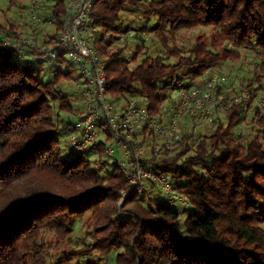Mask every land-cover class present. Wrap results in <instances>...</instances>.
<instances>
[{
    "label": "trees",
    "instance_id": "obj_1",
    "mask_svg": "<svg viewBox=\"0 0 264 264\" xmlns=\"http://www.w3.org/2000/svg\"><path fill=\"white\" fill-rule=\"evenodd\" d=\"M20 1L9 0V5ZM67 2L53 0L49 8L48 20L58 32ZM142 6L155 21L134 29L152 32L164 52H146L132 67L139 45L128 58L127 46H113L114 36L106 34L128 31L122 14H139ZM93 15L94 44L103 55L112 98L141 96L150 114L161 116L168 89L190 84L223 59L242 58L230 45L255 49L259 62L247 87L259 91L253 80L264 76V0H95ZM201 27H211L214 36L199 33L186 52L175 39L171 42L177 32ZM12 30L13 23L0 22V31L10 35ZM57 35L44 43L55 45ZM42 71L0 38V264H48L47 231L58 243L69 242L74 220L87 214L94 220L93 235L90 242L83 239L82 247H72V256L99 250L113 254L109 264H264V113L243 116L233 106L224 117L216 116L209 134L194 137L186 131L180 150L165 149L171 163L160 165L156 159L157 169L172 173L188 194L191 208L182 222L183 212L160 199L154 185L144 192L130 190L122 170L111 171L107 162L92 159L89 153L104 152L103 147L70 159L62 156L59 138L71 122L64 126L54 108L58 101L73 111L71 95L59 87L73 72L52 65L53 78L45 81ZM246 117L255 133L243 143L235 127ZM128 191L121 205L134 215L118 212Z\"/></svg>",
    "mask_w": 264,
    "mask_h": 264
},
{
    "label": "built area",
    "instance_id": "obj_2",
    "mask_svg": "<svg viewBox=\"0 0 264 264\" xmlns=\"http://www.w3.org/2000/svg\"><path fill=\"white\" fill-rule=\"evenodd\" d=\"M47 1H31L28 10L33 13V18L39 8L46 7ZM94 3L95 0H69L66 18L55 45L44 47L40 55L36 54L38 58L35 54L32 56L55 67L61 64L58 60L62 59L78 70L75 83L83 109L69 133L68 146L75 155L95 145L103 147L111 164L125 174L130 188L144 192L148 185H154L167 202L187 208L191 205L188 195L177 187L173 174L157 169L156 159L161 156V150L181 143V136L186 130L193 132L189 129L191 121L215 125L217 111L238 106L243 116L256 110L264 113V95L245 87L229 96L218 95V85L221 81H228L229 77L214 73L203 85L193 80L190 84L183 82L178 85L175 88L178 100L167 109L168 119L150 114L146 100L141 101L132 95L112 98L107 90L104 58L94 44L98 29L97 18L93 15ZM120 34L122 39L137 34L148 35L147 31H136L134 28ZM12 44L22 56L24 47H29L30 42L18 39ZM120 100L126 103L118 104ZM149 136L161 141L159 144L152 143L150 151L145 147ZM117 151L121 159L116 157Z\"/></svg>",
    "mask_w": 264,
    "mask_h": 264
},
{
    "label": "rangeland",
    "instance_id": "obj_3",
    "mask_svg": "<svg viewBox=\"0 0 264 264\" xmlns=\"http://www.w3.org/2000/svg\"><path fill=\"white\" fill-rule=\"evenodd\" d=\"M32 0H21L19 3H16V5H9V0H0V22L3 26L7 25L8 22L13 23V32L9 35L8 33H3L0 31V38L3 39L4 44L8 42H15V40L18 39H26L28 42H30L29 47H24V53H22V57L33 59V61L37 62V67H41L43 69L42 76L45 81L51 80L53 78L54 73L48 72V69L50 67V63L44 62V61H37L36 58H38V55L41 51H43L44 47L46 46H52V45H46L44 43V40L48 39L51 35L58 34V27L56 23H51L50 20H48V16L50 15L49 9L52 5L53 0H48L46 3V7L44 9V6L42 8H39L35 14V17L33 18V13L28 10V7L30 5ZM69 0L66 4V11L68 9ZM144 11L139 10V14H129L124 13L122 14L123 21V28H127L128 26H134L130 23L136 22L135 20H140L137 25H143L144 20L146 19L148 22L155 21V18L147 11V7L142 6ZM67 13V12H66ZM37 17V18H36ZM66 18V16H65ZM53 19V17H52ZM65 20V19H64ZM147 24V22H145ZM148 26H151L148 24ZM129 27V29H130ZM134 28V27H132ZM148 35L144 36L142 38L141 36H126L123 39L120 37L121 34L115 33V32H108L106 35H113V46H119V45H125L127 46V57L131 58L133 54L136 51L137 46L139 45L141 49V53L138 56L137 60L134 62V64H138L142 58L145 56V53H151L153 50L155 51V54H162L164 52L163 45L160 44L158 40L155 39L154 34L150 32L149 30H146ZM199 33H204L206 38H211L214 36L213 30L211 27H201L194 30H184L179 31L176 33V38H172L171 42L173 43L175 39L176 43L180 46V48L186 52L188 47L191 46V44L194 42L195 38ZM118 38V39H117ZM117 39V40H116ZM55 40V39H54ZM56 41V40H55ZM229 49L240 51L242 54V58L237 61L232 60H226L223 59V64H225L222 68H212V70H208L206 75L204 76V80H208L214 73H217L218 75L228 76V81H221L216 89V93H220L219 95H225L229 96L230 93L237 91L241 87H245L246 89L252 91V88H248L247 85L249 82H251L252 79H254V72H255V65L257 62H259L258 57L256 56V52L254 48H237L235 46L230 45ZM26 52V53H25ZM28 54V55H27ZM31 54V55H30ZM35 54L36 58H32V56ZM38 54V55H36ZM144 54V55H143ZM103 56V55H102ZM167 58V57H166ZM171 61H173V58H170ZM61 63L59 65H56V69H60L62 71L64 70H72V78L71 79H63L59 83V87L62 90L63 93L71 95L70 102L73 107V111H70L66 108L60 107V102H56L54 112L56 117L61 121L64 126L66 123L71 122V125L69 128L66 129L64 134L61 135L59 138L60 147L62 150V156L66 159H70L75 154L68 146V138L69 133L73 127L78 121L79 114L81 113L83 109V101L80 95L79 90L76 87L75 78L78 76V70L76 67H70L67 68L66 61L59 62ZM134 64L132 63L131 66L133 67ZM261 80V78H255L253 80V88L256 89L259 88L258 82ZM203 80L195 81L196 84L202 85ZM187 82V81H184ZM200 82V83H199ZM254 88V89H255ZM253 89V90H254ZM255 91V90H254ZM256 93H260L264 95V89L262 88L260 91H256ZM167 99L165 100L163 104V108L166 111L168 108H170L177 100H178V93L175 89H168L166 91ZM141 101H144L145 99L143 97L135 96ZM126 103L125 100H120L118 104L124 105ZM222 112L217 111L216 116H222ZM160 119L165 117L168 119V115L166 116V112H164L163 115L159 116ZM224 119V118H223ZM216 127L215 125H208V124H201L196 121H191L189 124V129H192L194 133V137H197L200 134L207 133L209 134V131H213V129ZM195 129V130H194ZM187 131V130H186ZM185 131V132H186ZM235 131L240 133V136L242 139H240L243 143H246L249 137H252L254 135V131H252V127L250 126L248 117L245 118L243 123L238 124L235 127ZM252 134H251V133ZM251 134L250 136H247ZM147 143H145V147L148 151H150V148L152 146V143L159 144L161 141L157 138H153L152 136H149V138L146 140ZM180 143L178 145L172 146L170 151H178L180 150L179 147ZM164 151V152H163ZM165 153V149L163 148L161 150L162 154L158 160V164L161 165L162 161L166 163H171L172 154ZM89 155L92 157V159H101L108 163V169L113 170L115 168L114 165L111 164V159L108 158V156L104 152H91ZM192 155L191 153H188L185 157ZM116 157L118 159H121V156L119 152L117 151ZM99 165V164H98ZM99 167H103L102 165H99ZM162 167V166H161ZM177 181V179H176ZM129 184V183H128ZM152 186L151 184L146 187V189L150 188ZM133 188H130V190ZM160 192V189L158 187H155V192ZM130 191L123 192V196L120 199L118 205V212L124 215H134L135 213L132 211H126L122 207L121 203L123 200L128 196ZM188 195V194H187ZM164 196L162 193H160V199H163ZM175 207H177L179 210L183 212L181 216V221L183 222L185 220V217L187 214L185 212V209H190L191 205L187 208L179 205L174 204ZM93 223L94 220L91 218L89 214L85 215L83 219H75L73 224L71 225V233H70V241H64L62 243H58L54 237V233L52 231H47L46 233V244L49 247L50 255L48 256L47 263L48 264H109L113 259V254H102L99 250L93 251L90 256H84V257H77L72 256L70 249L73 248H80L83 246V239H87L90 242V237L93 235Z\"/></svg>",
    "mask_w": 264,
    "mask_h": 264
},
{
    "label": "crops",
    "instance_id": "obj_4",
    "mask_svg": "<svg viewBox=\"0 0 264 264\" xmlns=\"http://www.w3.org/2000/svg\"><path fill=\"white\" fill-rule=\"evenodd\" d=\"M45 9V8H44ZM148 12H149V10H147ZM150 13V12H149ZM136 22H132V23H130L131 25L133 24L134 26H128V27H130V28H132V27H138V26H141V25H137V23L140 21V20H138V19H136L135 20ZM145 22H147V25L149 24V25H152L153 23H154V21H153V23H151V21H147L146 19L144 20V24H145ZM122 24H123V22H122ZM134 64V61L133 62H131L130 63V65L131 64ZM136 64H134V66H135ZM221 65H222V67L225 65V64H223V61H222V63L221 64H219L218 66H216L217 68H222L221 67ZM213 68H215V67H213ZM210 70H212V68L210 69ZM199 80H203L202 81V85L204 84V82H205V80H204V76L202 75V76H199V77H197V78H195V79H193V81H199ZM259 81V80H258ZM200 83V82H199ZM258 86H259V91L261 90V87L264 89V76L263 77H261V80L258 82ZM176 90V89H175ZM163 111L164 112H166L165 110H164V108H163ZM154 116H157V117H159L158 115H154Z\"/></svg>",
    "mask_w": 264,
    "mask_h": 264
}]
</instances>
